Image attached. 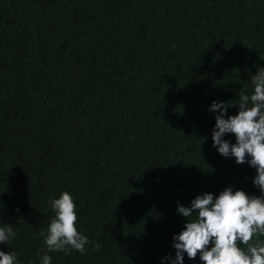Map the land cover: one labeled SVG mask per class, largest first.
<instances>
[{
  "label": "trees",
  "instance_id": "1",
  "mask_svg": "<svg viewBox=\"0 0 264 264\" xmlns=\"http://www.w3.org/2000/svg\"><path fill=\"white\" fill-rule=\"evenodd\" d=\"M257 69L264 0H0V224L17 233L0 251L41 264L68 192L90 243L51 264H170L178 204L260 195L208 111L236 115Z\"/></svg>",
  "mask_w": 264,
  "mask_h": 264
},
{
  "label": "clouds",
  "instance_id": "2",
  "mask_svg": "<svg viewBox=\"0 0 264 264\" xmlns=\"http://www.w3.org/2000/svg\"><path fill=\"white\" fill-rule=\"evenodd\" d=\"M251 85V94L247 86L239 90L236 115L226 117L227 104L215 101L208 111L218 112L211 137L213 147L222 157L234 158L237 165L247 163L255 169L252 183L260 195L249 196L228 187L215 198L210 193L196 196L190 207L178 204L177 213L186 223L172 238L175 258H164L170 264H183L185 254L189 260L199 256L202 264H264V69H257ZM226 134L234 136L235 143L224 139ZM51 208L54 218L46 234L40 233L46 246L41 264H51L47 253L84 254L90 243L76 226V204L68 192L52 200ZM16 235L12 225L0 224V245L9 244ZM99 247L95 245V250ZM0 264H17L16 254L0 251Z\"/></svg>",
  "mask_w": 264,
  "mask_h": 264
}]
</instances>
